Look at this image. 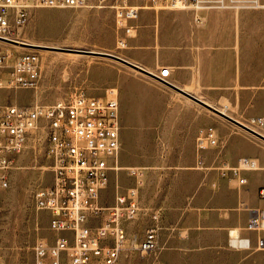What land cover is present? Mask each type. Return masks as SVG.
<instances>
[{
    "label": "crops",
    "instance_id": "crops-1",
    "mask_svg": "<svg viewBox=\"0 0 264 264\" xmlns=\"http://www.w3.org/2000/svg\"><path fill=\"white\" fill-rule=\"evenodd\" d=\"M223 2L225 7L193 10L154 9L147 0H132L141 6L130 21L132 33L117 34L125 45L116 55L152 74L169 68L167 84L136 69L142 75L121 76L117 83L119 106L140 97L144 111L157 112L142 126L156 128L166 151L155 164H130L143 169L140 209L159 211L157 264H264V250L255 248L264 229L245 228L251 210L264 208V141L172 86L236 120L264 116V0ZM208 125L219 145L197 151L195 138ZM182 143L190 145L183 156L177 152ZM242 156L258 165L241 171L243 184L213 168L234 165ZM230 229L248 238L249 248L232 247Z\"/></svg>",
    "mask_w": 264,
    "mask_h": 264
},
{
    "label": "built area",
    "instance_id": "built-area-1",
    "mask_svg": "<svg viewBox=\"0 0 264 264\" xmlns=\"http://www.w3.org/2000/svg\"><path fill=\"white\" fill-rule=\"evenodd\" d=\"M154 9H209L225 7L223 0H147ZM86 0H0V42L25 50L0 52V89H30L37 86L41 75L39 49L22 45L13 33L21 29L33 7H83ZM97 6L113 10L118 31L131 34L130 24L139 15L140 5L132 0H97ZM196 20L200 21L199 17ZM118 47L125 45L117 37ZM11 60V63H8ZM168 67H160L157 74L167 84ZM242 126L264 139V116L237 120ZM237 127L247 131L238 124ZM44 133V155L51 173L49 184L34 191L35 206L49 215L50 239H38L34 246V264H118L128 237L124 222L137 219L140 212L139 188L143 184V169L127 167L134 184L117 189L109 206L101 203V193L110 180V172L120 167L117 155L120 146L118 92L108 88L103 96L75 92L69 100L32 105L0 104V186L8 184V173L15 159L27 145L33 131ZM252 134V133H250ZM253 135V134H252ZM257 137V136H256ZM259 138V137H258ZM261 139V138H259ZM261 139L262 141H264ZM35 141V140H34ZM219 137L212 125L202 128L195 138L197 151L216 147ZM197 166L205 168L200 159ZM258 167L247 156L239 157L234 165H216L221 176L246 182L241 171ZM264 198V187L259 189ZM153 224L139 239L136 234L129 240V248L141 254L156 252L159 211L151 212ZM245 228L264 229V208L251 210ZM229 244L235 248H249V239L240 236L237 229L228 231ZM256 249L264 250V235L257 236Z\"/></svg>",
    "mask_w": 264,
    "mask_h": 264
},
{
    "label": "rangeland",
    "instance_id": "rangeland-1",
    "mask_svg": "<svg viewBox=\"0 0 264 264\" xmlns=\"http://www.w3.org/2000/svg\"><path fill=\"white\" fill-rule=\"evenodd\" d=\"M86 3V6L75 8L33 7L28 10L25 25L15 31L13 37L53 47L48 48L50 52L39 51L41 75L37 86L30 89H0V104H48L58 99L69 100L79 91L99 97L111 87L119 93V77L142 75L111 58L57 49L117 53L118 30L113 10L107 6H97V0H86ZM5 49L15 52L25 50L0 42V52ZM119 103L120 146L117 165L120 168L110 172L109 184L101 193L104 206L113 203L117 189H124L134 182L127 170L131 162L155 164L159 156L166 152L156 141V128L142 126L149 114L155 117L157 112L144 111L148 106L140 97L129 98L127 104L123 100ZM42 132L41 129L32 132L26 147L17 155L8 173L7 186H0V264H34L35 242L44 237L50 239L53 235L48 228V213L37 209L34 199L35 189L51 181L48 161L43 152ZM178 147L177 152L182 156L190 151L189 144L182 143ZM168 151L171 153L172 149ZM150 215L151 210L142 208L137 219L124 222L128 243L118 264H157V252L141 254L129 248L131 236L136 234L140 239L145 229L153 223Z\"/></svg>",
    "mask_w": 264,
    "mask_h": 264
},
{
    "label": "water",
    "instance_id": "water-1",
    "mask_svg": "<svg viewBox=\"0 0 264 264\" xmlns=\"http://www.w3.org/2000/svg\"><path fill=\"white\" fill-rule=\"evenodd\" d=\"M22 45H25V46H31V47H41V46H38L36 44H31V43H25V42H21ZM56 48V47H55ZM57 49H61V50H66V51H72V52H76V53H83V54H92V55H96V56H103V57H107V58H111V59H114V60H117L129 67H132L133 69H136L142 73H145L147 75H150L152 77H154L156 80L158 81H161L159 78H157L156 76H154L152 73L146 71L145 69H143L142 67L134 64V63H131L130 61L116 55V54H113V53H109V52H104V51H95V50H86V49H76V48H60V47H57ZM176 90H178L180 93L184 94L185 96L189 97L190 99L196 101L197 103L201 104L202 106H204L205 108L209 109L210 111H212L213 113L227 119L228 121L232 122V123H235V124H238L240 125L241 127H243L244 129L248 130L250 133H252L253 135L263 139L260 135H258L257 133L251 131L250 129H247L245 128L244 126H242L236 119L230 117L228 114H226L225 112L219 110L218 108L206 103L205 101L199 99L198 97L192 95L191 93H188L178 87H175L174 85H172ZM264 140V139H263Z\"/></svg>",
    "mask_w": 264,
    "mask_h": 264
},
{
    "label": "bare ground",
    "instance_id": "bare-ground-1",
    "mask_svg": "<svg viewBox=\"0 0 264 264\" xmlns=\"http://www.w3.org/2000/svg\"><path fill=\"white\" fill-rule=\"evenodd\" d=\"M18 41H20V42H25V43H29L28 41H26V40H24V39H21V38H18L17 39ZM31 44H35V43H31ZM36 45H38V46H41V47H39L40 49H39V51H45V52H50L51 50L50 49H48V48H50V47H53V46H48V45H43V44H36ZM43 47V48H42ZM45 47V48H44Z\"/></svg>",
    "mask_w": 264,
    "mask_h": 264
}]
</instances>
